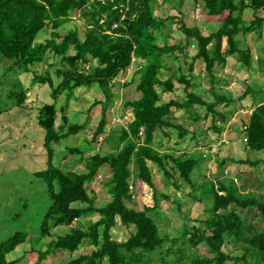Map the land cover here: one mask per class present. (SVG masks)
Instances as JSON below:
<instances>
[{
    "label": "trees",
    "instance_id": "trees-1",
    "mask_svg": "<svg viewBox=\"0 0 264 264\" xmlns=\"http://www.w3.org/2000/svg\"><path fill=\"white\" fill-rule=\"evenodd\" d=\"M165 1L167 0H163ZM193 1L199 6L201 0ZM202 1L207 21L216 23L218 28L205 35L200 27H189L182 20L171 16L168 18L179 24L184 40L178 44L158 45L156 31H162L169 20L155 15L158 0H0V54L14 60L15 66L28 71L30 66L42 62L49 50L64 57L71 47L74 48L75 54L63 58V66L58 70V76L61 77L58 86L55 87L50 75L40 78V82L48 84L55 99L65 91L71 93L78 87L98 85L103 91L104 99L95 102L90 109L92 111L95 106H101V117L95 137L105 132L109 105L114 97L112 81L133 64L139 66L136 73L140 78L136 89L141 96L126 102L133 110L134 119L128 128L121 129V134L116 138L117 151L87 157L82 162L84 172L72 169L64 171L52 164L55 154L52 145L59 144L69 135L79 133L83 125L71 123L63 113V123L57 128L56 105L45 104L38 109L36 123L45 131L48 167L37 176L46 182L52 200L45 214L42 236L53 237L52 229L58 227L66 226L70 230L49 241L47 249L31 250L37 251L35 264H43L55 249L75 253L86 240H90L92 252L80 254L69 264H103L105 259L108 264H226L230 259L239 260L225 250L228 237L232 238L236 246L243 247L246 253L242 260L244 259L245 264H264V225L261 231L250 230L247 235L243 217L236 210L256 207L264 219V200L260 201L254 197L242 198L241 194H237L241 188L236 181L227 183L221 179L212 180L210 216L206 219H196V225L184 229L182 241L187 239L188 247L196 248L205 243L214 254L213 257L194 258L189 251L179 248L180 253H176V260L171 256L168 258V249H165L168 237L161 233L157 220L151 215L158 203L155 202L154 207L137 209L129 189L130 183H133V165L137 171V180L135 185L133 184L134 192H140L143 183L155 189L149 162L155 163L168 176H172L177 170L182 178L192 182L191 176L198 160L193 156L177 157L167 151H161L158 145H162V142L157 137L158 134L169 136L168 130L173 127L179 130L180 136H184L187 130L170 121L169 117L172 110H187L195 120L200 119V115L193 109L195 105L206 109L207 117H211L212 127L220 132L229 118L228 113L219 111L217 106H229L233 101L215 89V81L218 79L216 67L225 66L228 57H235L249 68L253 66L252 49L240 45L241 36L255 31L262 32L264 16L260 15V11H264V0ZM246 11L252 12V20L244 18ZM77 13L87 19L84 38L80 37L78 30L70 31L63 37L55 31L45 42L37 41L39 33L48 25L57 30ZM59 37L62 39L57 42L56 38ZM191 39H194L198 46V51L192 59L194 62L201 60L205 64L213 86L210 91L215 97L213 100H206L194 92H187L182 100L161 102L158 88L164 87V92H173L172 81L176 78L172 75L167 78L161 76L162 70L172 69L166 67L164 56L176 55L179 51L189 57L188 46ZM94 60L98 65L86 70V64ZM258 61L263 71L264 58H259ZM193 68L194 65L191 64L190 73ZM35 78L39 79L37 76ZM178 79L185 83L188 91L192 84L188 77L181 75ZM247 95H251L256 106L244 126L245 146L253 152H264V89L248 87L243 96ZM18 97L19 104L23 105L26 94ZM142 129L144 136L140 137ZM106 138L113 139L108 135ZM226 162L227 159L223 160L221 165ZM241 162L256 164L257 161L254 163L247 158ZM170 163L173 172L167 169ZM103 166L109 167L112 172V199L104 206H97L88 193L86 183L93 181ZM77 203H85L87 207L74 206ZM231 205L236 209H230ZM92 214L99 215L100 218L92 223L90 229L72 225L73 222ZM118 218L121 224L136 227L135 233L124 242L114 240L110 233L117 225ZM28 238L26 233H16L1 244L0 264H17L19 259L7 261L6 255L25 243ZM176 241L177 239L171 240L173 243ZM178 242L179 240L175 244ZM157 253L159 257L155 259ZM247 255L252 257L249 262Z\"/></svg>",
    "mask_w": 264,
    "mask_h": 264
},
{
    "label": "rangeland",
    "instance_id": "rangeland-1",
    "mask_svg": "<svg viewBox=\"0 0 264 264\" xmlns=\"http://www.w3.org/2000/svg\"><path fill=\"white\" fill-rule=\"evenodd\" d=\"M203 7L202 0L199 6H196L193 0H167L165 2L158 0L155 15L167 19L171 16L178 18L189 27H200L207 35L217 29L218 25L207 21ZM260 15L264 16V11H260ZM244 18L250 21L254 15L251 11H246ZM86 20L79 13L73 14L70 21L57 30L53 29L52 25H48L39 33L37 41L45 42L52 37L55 31L63 37L70 31L78 30L80 37L84 38ZM156 35L158 45L178 44L184 40L179 24L170 19L167 20L162 31H156ZM62 37L56 38V41L60 42ZM241 41L242 47L252 49L253 66L249 68L235 57H228L225 66L216 67L218 79L215 81V89L233 101L229 106L223 104L217 106L219 111L228 113L229 120L223 125V129L217 132L212 127L211 117H207L206 109L195 105L193 109L197 115H200V119L195 120L187 110H172L169 117L170 121L187 130L184 136H180L179 130L173 127L168 130L169 136L163 133L157 136L162 142V145H158L161 151H167L177 157L193 156L198 160L191 176L192 182H187L182 178L179 171H171L172 163L167 169L173 172V175L168 176L155 163L149 162L155 189L143 183L142 190L138 193L134 192L138 194L134 200L137 209L154 207L155 202L158 203V207L154 208L151 215L157 220L161 233L168 237V241L165 242L168 258L171 256L176 260L177 254L180 253L179 248L189 251L194 258L196 256L213 257L214 254L205 243L192 248L188 247L187 239L185 242L182 241L184 229L187 226L196 225V219H206L211 214L212 180L221 179L227 183L236 181L241 188L237 194H241L242 198L254 197L260 201L264 200V152H253L245 146L244 126L256 102L251 95L243 96L248 87L264 89V70L261 71L258 61L259 58H264V25L261 33L250 32L241 36ZM197 51V43L191 39L188 46L189 57L179 51L176 55L164 56L166 67L172 69L162 70L161 76L167 78L172 75L176 78L172 81L173 92H164V87L158 88L161 102L171 99L182 100L187 92H194L206 100L214 99L215 96L210 91L213 86L205 70V64L201 60L194 62L192 59ZM73 54L75 50L71 47L66 55ZM64 57L57 56L49 50L42 62L35 63L26 71L25 68L15 66L14 60L0 54V245L16 233L29 235L25 243L6 255L7 261L19 259L17 264H35L38 257L37 251L32 252L31 250L47 249L49 241L69 229L66 226L58 227L52 229L53 237L42 236L45 214L52 200L46 182L42 177L37 176L48 167L45 131L36 123L38 109L45 104H55L58 110L57 128L63 123L61 119L63 113L68 116L71 123L83 125L79 133L69 135L59 144L52 145L55 151L52 164L64 171L72 169L84 172L85 167L82 162L87 157L97 153L105 155L117 151L116 138L121 134V129L128 128L129 123L134 119L133 110L126 105V102L141 96L136 89L140 78V75L136 73L139 66L133 64L112 81L114 97L112 104L109 105L105 132L95 137L94 134L101 117V106H95L92 111L90 109L95 102L104 99L102 89L96 84L90 87H78L71 93L65 91L55 99L48 84L40 82V78L50 75L55 82V87L58 86L61 81L58 70L63 66ZM191 64L194 65L192 73H190ZM96 65H98L96 60L91 61L86 64L85 69L89 70ZM181 75L188 77V80L192 82L188 91L185 83L178 79ZM21 94H26L23 105H20L18 101V95ZM218 126L221 127V125ZM141 134L140 137H143L144 130ZM107 135L113 139H107ZM247 158L254 163L257 161L256 164L241 162ZM226 159L227 162L222 166V161ZM136 172V166L133 165L134 185L137 180ZM111 177L112 172L109 167L103 166L99 169L98 176L86 183L88 193L97 206H104L112 199ZM74 206L87 207V204L77 203ZM230 209L236 208L231 205ZM236 210L243 217L244 225H246L244 231L247 235L250 230L251 232L262 230L264 219L256 207L242 210L237 208ZM99 218V215L92 214L73 222L72 225L88 230ZM135 231L134 225L125 226L118 218L117 225L110 233L114 240L124 242ZM175 239L179 240L177 244H175L177 241L171 242ZM92 250L90 240H86L75 253L55 249L43 264H69L80 254H88ZM225 250L239 258L238 261L230 259L226 264L246 263L244 259L242 260L246 253L243 247L236 246L230 237L227 238ZM154 257L157 259L159 254L157 253ZM246 259L247 262L251 261V255H247ZM103 264H108V260L105 259Z\"/></svg>",
    "mask_w": 264,
    "mask_h": 264
},
{
    "label": "built area",
    "instance_id": "built-area-1",
    "mask_svg": "<svg viewBox=\"0 0 264 264\" xmlns=\"http://www.w3.org/2000/svg\"><path fill=\"white\" fill-rule=\"evenodd\" d=\"M116 26H117V24H115V27H116ZM142 130H143V129H142ZM142 130H141V131H142ZM140 135H142L141 132H140ZM245 141H246V137H245ZM129 189H130V191L133 193L132 198L135 200V198H137V195H138V194H135V193H134L135 188H134L133 183H130V185H129Z\"/></svg>",
    "mask_w": 264,
    "mask_h": 264
},
{
    "label": "crops",
    "instance_id": "crops-1",
    "mask_svg": "<svg viewBox=\"0 0 264 264\" xmlns=\"http://www.w3.org/2000/svg\"><path fill=\"white\" fill-rule=\"evenodd\" d=\"M165 76V75H164ZM168 77V76H167ZM196 150V149H195ZM82 165H83V163H82Z\"/></svg>",
    "mask_w": 264,
    "mask_h": 264
}]
</instances>
